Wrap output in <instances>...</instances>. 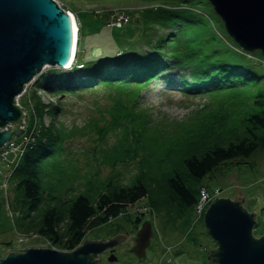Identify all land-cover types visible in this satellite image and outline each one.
<instances>
[{
  "label": "trees",
  "instance_id": "16d2710c",
  "mask_svg": "<svg viewBox=\"0 0 264 264\" xmlns=\"http://www.w3.org/2000/svg\"><path fill=\"white\" fill-rule=\"evenodd\" d=\"M87 1L94 3L99 0ZM135 1L143 3L139 10L141 16L136 22L135 31L133 26L126 32H141L144 36L149 30L153 31L163 25L160 18L171 17L174 19V31L167 44L151 46L153 48H149V54L144 53L141 63L125 62L121 58L127 54L132 57L136 53L128 47L129 51L113 59H97L92 68L79 62L78 51L73 67L66 71L67 75L62 76L54 71L34 82L38 91L42 89L54 96L97 92L100 89L108 92L110 121H107L104 128H82L83 133L95 134L94 139L91 138L90 147L96 153L80 151V154H76L88 155L96 161L98 169L96 166L91 168L94 171L92 174L89 173L90 170L82 174L70 165V171L62 170L64 168L61 163L70 162L71 157L77 153L68 151L65 145L69 140L72 141L71 138L76 133L60 128L56 135V129L52 125L44 126L42 123L44 115L58 113L60 109L51 104L49 109L42 103L37 91L31 95H21L19 105L27 112L29 129L33 128L35 120L39 124L32 133L33 143L25 147L10 175V183L18 196L15 207L17 210H13L17 216L13 219L9 217L12 219L11 223L5 215L4 201L0 196V236L12 233L8 231L37 235L50 245L57 246L58 250L71 252L81 245L88 232L121 216H125L126 224L117 223L110 235L126 232L129 228L126 225L132 230H138L143 215L150 212L153 217L158 216L159 227L162 226L165 235L170 237L177 231L184 232L187 240L195 243L192 234L187 232H192L190 228L201 190L203 188L211 194L214 191L203 185V179L207 176L209 178V174L222 165L244 164L252 156L264 152V91L249 96L250 88L262 83L264 75L261 69L257 71L259 67L253 65L248 55L227 45L236 46L227 34L215 31V28L210 27L208 19L195 17V10L200 8L203 14L223 28L219 17L212 14L210 4L206 0ZM147 5L150 7H146ZM159 5L161 9H156L158 12L152 16L149 12L153 10L151 7ZM176 7L185 10L184 18H177L178 11L172 10ZM78 13L74 16L78 35L82 37L85 28L94 25L92 16L84 14L80 18ZM111 13L115 14L114 11H108L107 14ZM107 14L93 17L102 18ZM130 21L128 16L118 30L128 26ZM140 22L144 28L139 25ZM164 36L166 35L162 38ZM256 55L261 58L258 52L253 56ZM160 79L186 97L212 95L215 98L218 95L235 97L237 100L231 104L226 102L230 105H224L220 101L217 103L218 109L204 105L203 109H215L212 112L217 113L213 114L209 123L187 125L189 132L181 140L176 138L179 129L184 127L182 122L170 124L167 128L170 130L166 132L163 131L164 121L152 120L160 132L168 134V140L160 138L154 144L148 135L144 137L136 132L137 129L146 132L150 127L151 115L148 116L145 113L147 111L141 107L135 109V106L140 105L141 91ZM135 95L138 98L133 100L134 107L124 105V101ZM235 113L241 114L240 118ZM225 116H228L227 121H224ZM237 119H240L239 123H234ZM120 128L124 133L119 136ZM111 132L118 139L108 145L105 140ZM135 164V172L126 179L130 182H124L119 167ZM99 166L109 169L108 175L103 179L99 178ZM142 200L145 201L144 211L132 214L126 212L127 206ZM199 223L204 225V215ZM203 228L208 237L205 227ZM5 240H0V245H11V241Z\"/></svg>",
  "mask_w": 264,
  "mask_h": 264
},
{
  "label": "rangeland",
  "instance_id": "374dc122",
  "mask_svg": "<svg viewBox=\"0 0 264 264\" xmlns=\"http://www.w3.org/2000/svg\"><path fill=\"white\" fill-rule=\"evenodd\" d=\"M64 11L75 15L77 12L78 16L81 18L84 14H88L92 16L91 20L93 21V27L85 28L84 35L79 37L77 32V42L76 49L79 51L78 60L79 62L88 66V68H92L96 65L97 59H113L117 55H121L126 53V51L131 48L135 50V54H132L133 57H128L130 54H127L122 59H125V62H140L144 55V53L149 54V48H153L151 46L167 44L170 39H172L173 34H171L174 30L172 26V21L174 20L171 17H166L164 19H159L164 22L160 27H156L153 31L149 30L146 35L143 36L141 32L137 33H127L128 29L134 26L133 31L136 28V22L140 19V9L143 6L141 1L135 0H99L94 3H89L87 0H54ZM146 7H150L147 5ZM153 10H150V14L154 16L161 9V5L152 6ZM158 9V11H155ZM70 10V11H68ZM133 10L136 12L133 13ZM172 10L178 11L177 16L178 19H182L185 16V10L178 9V7L173 8ZM108 11H114L116 14V18H114L113 13L108 15ZM171 11V10H170ZM195 17H204L209 20L210 27L215 28V31L219 33H225L223 28L218 25L215 21L211 20L209 16L203 14L202 9L195 10ZM100 14H107L106 17L102 18H94V16H99ZM213 15H215L212 12ZM212 17H215L213 16ZM124 16H129L131 21L128 26H126L122 30L119 29V25L122 22ZM174 16V13L172 14ZM162 17V15H161ZM126 18V17H125ZM199 20L198 18H195ZM120 21V22H118ZM200 21V20H199ZM144 28V25L140 22L139 24ZM212 25V26H211ZM119 26V27H118ZM153 26V25H152ZM152 26H148L152 28ZM175 26V25H174ZM111 28V29H110ZM148 28V29H149ZM177 28V27H176ZM142 29V28H140ZM163 35H166L162 38ZM84 36L86 38H84ZM162 38V39H161ZM222 39V37H220ZM231 39V38H230ZM232 40V39H231ZM165 42V43H164ZM234 43V42H233ZM235 51H242L238 45L234 46L233 44H227ZM130 47V48H128ZM239 49V50H238ZM138 51V52H137ZM90 53V54H89ZM245 55H248L250 61H252L254 66L259 67L257 71H260L264 75V57L261 56H251L248 53L244 52ZM84 54H86L84 56ZM85 57V59H84ZM135 59V60H134ZM148 62L150 60H147ZM150 63V62H149ZM57 71L62 76L67 75L66 70H61L55 67H47L44 68L35 79L26 86L24 96L29 94L31 95L34 91H37V95L40 97L42 103L51 109V105H55L60 109L58 113H48L47 116L44 115L42 118V123L44 126L52 125L53 129H56L54 133L57 135L59 129H65L66 132L70 129L71 132L76 133L75 136L71 138L72 141L69 140L65 145L68 148V151L75 153L71 160L73 162H63L61 165L66 171H70L71 167H74L82 174H86L88 170H90V174L94 171L91 170L96 163L94 159L90 158L88 155H76L80 154V151L86 152H94L92 150L91 144L92 139H94L95 134L91 133H83L82 128L86 127L87 130L92 129L96 130L97 128H104L106 126L107 121H110V106L109 101L107 100L108 92L106 93V89H100L97 92H77L74 94H57L56 96L41 90H37L34 82L37 79H41L42 76L49 74L50 72ZM180 73V72H179ZM177 74V73H176ZM62 81V80H59ZM262 83L256 85L254 88H250L249 96H253L257 94L259 91H264V79L261 81ZM172 86H168L166 82L163 80H155L147 88H144L140 93V105L135 106V109L146 110L145 112L148 116L151 115L150 118V127L145 131L137 129L136 132L138 134H142L144 137L148 135L151 138V142H157L160 138L163 140H168V132L170 129H167L170 124L181 123L184 124V127L180 128L177 133V140L185 139L189 129L186 127L187 125L191 126L194 123H200L201 125L205 122H210L213 118V114L217 112H212L215 109L206 108L203 109L204 105H211L213 108L217 107V103L220 101L225 104H231L237 100L235 97H222L216 95L215 98H212V95L209 96H185L178 90L171 88ZM36 88V89H35ZM42 92V93H41ZM23 95V94H22ZM218 96V97H217ZM138 96L135 95L127 101H124V105L128 108L134 107L133 100L137 99ZM222 98V99H221ZM21 102V97L19 98ZM240 98H238L239 100ZM219 101V102H218ZM229 102V103H226ZM238 103V102H237ZM51 104V105H50ZM229 104V105H230ZM219 107H217L218 109ZM238 110V107H237ZM235 110V111H237ZM212 112V113H210ZM23 114L27 116V112L24 110ZM237 118H240L241 114L235 113ZM224 118V117H223ZM159 120L164 126L163 131L160 132L153 124V121ZM228 120V116H225L224 121ZM222 121V118H221ZM240 119L235 120L234 123H239ZM25 125V132H23L25 136L22 137V134L19 137H22L20 140L17 139L19 137H15L17 139L14 144L10 147H5L3 151H0V196L3 198L4 206H5V215L7 218L11 217L12 219L17 216V213L13 212V210H17L16 207V199L18 198L17 193L13 190L12 184L10 183V175L15 170L21 154L23 153L25 147V143H30V139L32 141V133H34L35 129H37L39 121L35 120L33 123V128L29 129L28 116L27 120L23 122ZM50 123V124H49ZM93 124V125H91ZM24 126H21V129H24ZM201 127V126H200ZM200 132L201 129H198ZM31 131L30 133H27ZM124 133L122 128L119 129V136ZM65 133V132H64ZM112 133V132H111ZM202 133V132H201ZM169 134H171L169 132ZM54 135V134H53ZM113 133L106 138L108 145H111L116 139ZM31 137V138H29ZM68 139V138H67ZM118 139V138H117ZM116 139V140H117ZM59 144V143H58ZM58 149H59V145ZM7 145V144H5ZM4 145V146H5ZM79 152V153H78ZM5 153V154H4ZM57 161L58 157H57ZM99 161V160H98ZM244 164H228L222 165L219 168L213 170L211 174H209V178L203 179V185L207 187L208 190L213 191V193H209L211 202L215 198H224L228 199L231 202H239L240 204H244L245 208L249 213L254 214L256 226L253 228V236L255 238H260L264 234V152L258 154L257 156H252L249 160H246ZM97 164V163H96ZM60 165V166H61ZM70 165L71 167H69ZM98 166V165H97ZM96 166V169H98ZM136 164L129 165L127 167H119V171L124 176V182H130L128 179L132 173L135 172ZM54 171V170H53ZM109 169L107 167L99 166V178L103 179L108 175ZM203 189V188H202ZM235 195L239 198H243V201L240 199H234ZM205 202V201H203ZM198 206L195 208L193 223L191 225L192 232L188 231L187 234H192V238H194L195 243L187 240V236H185L184 232H176L170 235H165V231L162 230V226L159 227L158 216L151 215V213H146L143 215L141 219V227L142 223L145 221L151 224V238L150 241L152 243L145 251L144 258H137L133 253H131V247L134 245L133 239L136 236L137 230H132L127 228L126 232L119 233V235H125V238L121 243L109 249L111 252L109 255L106 253H101L103 255H98V264H214L211 259L207 256L209 250L216 249L215 244L210 240L209 237L206 236L204 225L202 226L199 221L203 215V212L199 210ZM145 201H139L134 205L127 206L126 212L128 213H136L144 211L143 206ZM209 203L205 204L208 206ZM206 207L204 208V210ZM9 215V216H8ZM125 216H121L118 219L111 220L110 223L98 227L90 232H88L85 236V240H108L116 237L113 234L110 235L111 230L114 229L117 223H124ZM11 218H9V222L11 223ZM11 219V220H10ZM15 220V219H14ZM138 227V228H139ZM12 232L9 234H4V236H0V240L11 241V245H0V259L4 258L8 253H20L28 248H46L55 251L58 250L57 246L50 245L46 242L45 239L41 237H37V235L21 233L19 231H8ZM186 234V235H187ZM205 234V235H204ZM165 235V237H164ZM168 248V249H167ZM116 251L113 253V250ZM108 251V250H106ZM105 251V252H106ZM63 252V251H61ZM7 253L5 256L3 254ZM133 254V256H132ZM115 256L117 258L116 261L109 262L108 258L110 256Z\"/></svg>",
  "mask_w": 264,
  "mask_h": 264
},
{
  "label": "water",
  "instance_id": "95a60500",
  "mask_svg": "<svg viewBox=\"0 0 264 264\" xmlns=\"http://www.w3.org/2000/svg\"><path fill=\"white\" fill-rule=\"evenodd\" d=\"M207 2L240 49L264 57V0ZM73 38L71 15L54 0H0V147L23 133L27 116L17 98L45 67H68ZM234 199L243 201L236 195ZM204 227L217 246L209 250L214 264H264V234L253 236L254 217L239 202L215 198L204 214ZM151 234V224L145 221L130 251L137 258L145 257ZM124 238L117 234L106 241L84 240L71 252L28 248L8 253L0 264H98V255Z\"/></svg>",
  "mask_w": 264,
  "mask_h": 264
},
{
  "label": "bare ground",
  "instance_id": "6f19581e",
  "mask_svg": "<svg viewBox=\"0 0 264 264\" xmlns=\"http://www.w3.org/2000/svg\"><path fill=\"white\" fill-rule=\"evenodd\" d=\"M71 17H72V21H73V35H74V38H73V49H72V54H71V59H70L69 65H71L74 62V59H75V57H74V54H75V40L77 38V34H76L77 25L75 23L74 17L72 15H71Z\"/></svg>",
  "mask_w": 264,
  "mask_h": 264
},
{
  "label": "built area",
  "instance_id": "2783aa9c",
  "mask_svg": "<svg viewBox=\"0 0 264 264\" xmlns=\"http://www.w3.org/2000/svg\"><path fill=\"white\" fill-rule=\"evenodd\" d=\"M126 16H124V18H123V20L125 21L126 20V18H125ZM118 22H120V21H118ZM121 24H122V22L120 23V25L119 26H121ZM118 26V27H119ZM14 143H10V144H8V146L7 147H10V146H12ZM4 149H0V151H3ZM5 154V153H4ZM208 200V195L206 194V193H203L202 194V196H201V199H200V203H199V210H202L203 209V206H204V203L206 202ZM203 201H205V202H203Z\"/></svg>",
  "mask_w": 264,
  "mask_h": 264
},
{
  "label": "flooded vegetation",
  "instance_id": "af4514ba",
  "mask_svg": "<svg viewBox=\"0 0 264 264\" xmlns=\"http://www.w3.org/2000/svg\"><path fill=\"white\" fill-rule=\"evenodd\" d=\"M151 243H152V241H151ZM151 243H150V244H151ZM115 251H116V249L113 250V253H114ZM104 253H106V254L109 255L111 252L108 250V251H106V252H104ZM101 255H103V254H101ZM132 255H133V254H132Z\"/></svg>",
  "mask_w": 264,
  "mask_h": 264
},
{
  "label": "clouds",
  "instance_id": "9594fccd",
  "mask_svg": "<svg viewBox=\"0 0 264 264\" xmlns=\"http://www.w3.org/2000/svg\"><path fill=\"white\" fill-rule=\"evenodd\" d=\"M26 88V87H25ZM25 90V89H24ZM24 92V91H23ZM22 95V94H21ZM17 103V102H16ZM18 106V105H17ZM19 107V106H18Z\"/></svg>",
  "mask_w": 264,
  "mask_h": 264
}]
</instances>
